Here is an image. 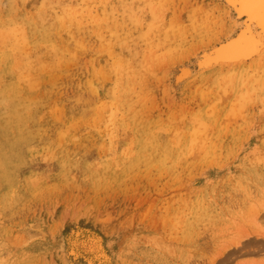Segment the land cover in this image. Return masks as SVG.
<instances>
[{
    "label": "rangeland",
    "instance_id": "1",
    "mask_svg": "<svg viewBox=\"0 0 264 264\" xmlns=\"http://www.w3.org/2000/svg\"><path fill=\"white\" fill-rule=\"evenodd\" d=\"M228 8L0 0V264H264V52L202 62Z\"/></svg>",
    "mask_w": 264,
    "mask_h": 264
},
{
    "label": "bare ground",
    "instance_id": "2",
    "mask_svg": "<svg viewBox=\"0 0 264 264\" xmlns=\"http://www.w3.org/2000/svg\"><path fill=\"white\" fill-rule=\"evenodd\" d=\"M225 1L231 10L235 9L238 12L237 17L245 14L246 20L240 21L243 28L235 37L221 42L220 45L214 47L213 52H209L205 57H202L203 63L215 57L220 60L216 65L232 66L247 62V59H255L264 52V0ZM237 22L239 23V21ZM242 241L236 239L233 242L237 246Z\"/></svg>",
    "mask_w": 264,
    "mask_h": 264
}]
</instances>
